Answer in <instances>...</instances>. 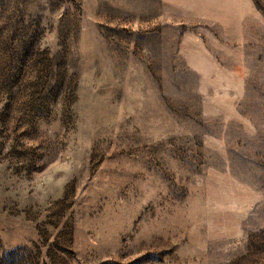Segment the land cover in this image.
Listing matches in <instances>:
<instances>
[{"label":"rangeland","instance_id":"obj_1","mask_svg":"<svg viewBox=\"0 0 264 264\" xmlns=\"http://www.w3.org/2000/svg\"><path fill=\"white\" fill-rule=\"evenodd\" d=\"M0 264H264V0H0Z\"/></svg>","mask_w":264,"mask_h":264}]
</instances>
